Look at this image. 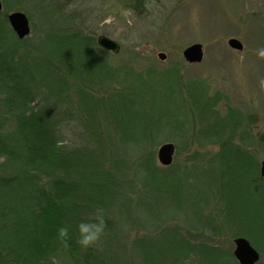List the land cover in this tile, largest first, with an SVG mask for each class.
<instances>
[{
	"label": "rangeland",
	"instance_id": "obj_1",
	"mask_svg": "<svg viewBox=\"0 0 264 264\" xmlns=\"http://www.w3.org/2000/svg\"><path fill=\"white\" fill-rule=\"evenodd\" d=\"M66 1L64 9L85 33H93L96 39L104 34L120 43L117 53L107 49L104 53L114 67L129 61L136 70L148 66L161 70L181 62L184 83L204 85L211 96L223 95L216 120L226 125L229 106L242 114L234 117L245 131L236 128L219 136L207 134L196 108L188 102L182 118L185 130L171 133L167 129L137 144L130 139L139 134L105 122L106 114L112 119L109 106L115 98L106 89L95 94L101 97L95 98L100 105H89L90 115L82 110L91 122L89 129L95 134L103 132L104 149L115 151L125 161L122 194L108 210L114 220L119 264H185V253L190 247L198 250L201 243L233 253L235 237L244 236L254 222L250 203L264 217V187L257 180L259 175L264 185V143L260 140L264 133V56L258 54L264 49V0ZM20 8L33 14L29 40L24 42L31 48L45 27L31 3ZM230 38L239 39L243 49L232 48ZM195 43L202 44L203 57L189 62L183 51ZM162 93L169 100L166 91ZM81 113L74 98L63 135L70 146L85 140ZM141 128L147 130V123ZM168 142L175 144V154L173 162L164 165L158 151ZM220 153L230 160L218 159ZM146 175L155 192L147 187ZM235 196L237 206L231 207ZM190 260V264H212L199 252ZM260 260L264 261L263 252Z\"/></svg>",
	"mask_w": 264,
	"mask_h": 264
},
{
	"label": "trees",
	"instance_id": "obj_2",
	"mask_svg": "<svg viewBox=\"0 0 264 264\" xmlns=\"http://www.w3.org/2000/svg\"><path fill=\"white\" fill-rule=\"evenodd\" d=\"M2 2L0 264H52L53 256L57 257V264H119L114 247V220L108 210L122 194L125 161L115 151L109 153L104 149L103 132L95 134L89 129L91 122L82 110L91 114L87 107L99 102L95 98H101L95 94L106 89L115 98L109 106L112 119L105 113V122L139 134L130 139L137 144L167 129L171 133L185 130L182 118L188 102L196 108L207 134L219 136L236 128L245 131L235 118L236 113L242 114L228 104L226 125L216 120L223 95L218 92L211 96L204 85L184 83L181 62L161 70L154 66L136 70L129 66V61L114 67L95 35L85 33L64 9L66 0ZM25 2L31 3L45 27L31 48L24 45L29 37L18 38L8 21V14L20 10ZM28 15L32 20V12ZM163 90L169 100L164 98ZM74 98L82 112L79 119L85 140L70 146L63 135L72 116ZM224 98L228 103V98ZM142 123H147V130L141 128ZM260 140L264 143V133ZM216 157L230 160L224 153ZM257 180L264 187L259 175ZM146 183L155 192L148 175ZM235 205L236 196L231 198V207ZM97 208L104 210L108 221L105 236L97 245L84 250L75 238L67 245L58 240L59 225L70 223L74 232L75 222ZM250 208L254 222L244 236L264 253L263 212L255 213L252 203ZM206 244H199L198 250L190 247L182 259L184 263L190 264V257L199 252L212 264H240L232 252Z\"/></svg>",
	"mask_w": 264,
	"mask_h": 264
},
{
	"label": "water",
	"instance_id": "obj_3",
	"mask_svg": "<svg viewBox=\"0 0 264 264\" xmlns=\"http://www.w3.org/2000/svg\"><path fill=\"white\" fill-rule=\"evenodd\" d=\"M3 2L0 0V12L3 11ZM8 21L16 33L18 38L23 39L31 33V22L28 15L21 11L16 10L8 14ZM97 43L107 49L111 50L114 53H117L120 50V43L104 34H100L97 37ZM229 45L237 50H242L244 45L237 38H230ZM185 59L189 62H199L203 57V46L200 43H195L183 51ZM159 56L164 58V53L160 52ZM175 154V145L174 143L168 142L161 145L158 151V158L160 162L164 165H170L173 162ZM261 175L264 179V160L262 161L261 166ZM235 248L234 256L240 264H256L261 259V252L253 245V243L245 236H237L234 239Z\"/></svg>",
	"mask_w": 264,
	"mask_h": 264
},
{
	"label": "clouds",
	"instance_id": "obj_4",
	"mask_svg": "<svg viewBox=\"0 0 264 264\" xmlns=\"http://www.w3.org/2000/svg\"><path fill=\"white\" fill-rule=\"evenodd\" d=\"M258 54L264 56V49L259 50ZM107 218L102 208H97L86 218H81L73 225L67 222L62 223L57 228V238L60 242L67 245L75 238L76 243L81 249L87 250L97 245L105 236L107 228ZM52 264H57V257H51Z\"/></svg>",
	"mask_w": 264,
	"mask_h": 264
},
{
	"label": "bare ground",
	"instance_id": "obj_5",
	"mask_svg": "<svg viewBox=\"0 0 264 264\" xmlns=\"http://www.w3.org/2000/svg\"><path fill=\"white\" fill-rule=\"evenodd\" d=\"M175 145V144H174ZM258 249V248H257Z\"/></svg>",
	"mask_w": 264,
	"mask_h": 264
}]
</instances>
